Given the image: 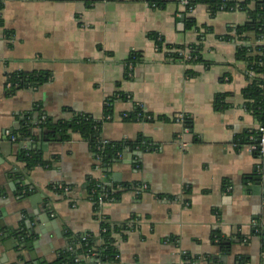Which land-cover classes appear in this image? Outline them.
<instances>
[{
  "label": "crops",
  "instance_id": "obj_1",
  "mask_svg": "<svg viewBox=\"0 0 264 264\" xmlns=\"http://www.w3.org/2000/svg\"><path fill=\"white\" fill-rule=\"evenodd\" d=\"M164 1L158 9L148 0H0V264H50L72 238L98 236L107 219L121 228L114 264H183L184 257L192 264H264L260 160L251 145L236 144L261 123L245 108L250 78L237 59L239 44L225 40L248 15L211 17L205 6L191 15L179 0ZM189 19L197 28H188ZM153 34L182 51L201 45V60L173 59L178 52L157 49ZM133 54L141 58L135 66ZM34 72L50 80L10 95L9 75ZM119 93L126 99L119 97L106 119ZM218 96L228 108L216 110ZM138 105L152 119L126 121ZM34 108L61 122L90 115L104 121L105 141L144 137L152 149L128 151L103 169L72 134L49 142L46 166L28 172L11 135ZM180 116L191 123L189 133ZM33 134V143H44L42 131ZM93 181L117 187L120 200L96 208ZM17 231L28 235L21 241Z\"/></svg>",
  "mask_w": 264,
  "mask_h": 264
},
{
  "label": "trees",
  "instance_id": "obj_2",
  "mask_svg": "<svg viewBox=\"0 0 264 264\" xmlns=\"http://www.w3.org/2000/svg\"><path fill=\"white\" fill-rule=\"evenodd\" d=\"M151 7L164 9L168 2L164 0H148ZM182 0H179V4ZM198 6H205L211 17H215L220 12L240 11L248 15V21L236 27H232L225 40L237 42V59L240 62L246 63L248 71L254 74L253 79H249L248 87L243 91V98L245 100V108L261 123L264 127V0H191L189 5L185 8L186 13H191ZM3 11V4L0 2V15ZM0 26L2 20L0 18ZM188 28H197V23L193 19L188 20ZM150 38L155 42L157 49L160 51L168 50L178 51L180 47L167 46L165 41L158 35L153 34ZM201 43V42H200ZM201 45L190 46L192 62H199L201 60ZM170 57L177 61L183 60L179 53H171ZM140 56L133 54L130 57L129 63L133 66L140 61ZM50 80L48 75L42 73H14L8 76L7 85L10 86V95L19 90H37L42 85ZM120 95V96H119ZM126 99L123 94H117L107 108L105 117L110 118L113 114V106L117 99ZM215 108L218 111L226 109L229 105L226 103V98L218 96L214 102ZM140 114L142 115L140 117ZM145 113L140 109H136L133 113L125 116V120L129 122L146 121L144 119ZM46 117L38 108L26 113L22 117V125L18 132L13 133L11 137L16 138L15 144L20 148L17 154V161L25 164L28 172L36 168L46 166L48 163L44 160L43 150L27 147L24 145L35 141L34 130L42 131L44 142H66L70 139L72 134H79L91 147L96 154L97 160L100 162L101 168L106 169L120 159L119 155H124L128 151L147 152L152 149V144L144 137H140L135 142L109 143L102 150L99 148L103 146V124L104 121H99L90 115L79 114L73 117L71 121H54ZM188 126L191 123L188 121ZM261 138V134L256 131L249 135L239 136L236 138V144L243 145H257ZM254 156L258 158L259 153L254 152ZM90 200L99 208L98 202L100 197L106 198V201L114 200L118 202L121 197V192L117 187L105 186L101 182L93 181L89 188ZM62 193V192H61ZM121 228H116L109 220L101 223L100 234L98 236L91 235L86 239L70 240L69 246L58 258L50 264H87L89 260L95 259L101 264H114L118 262L119 250L117 247L116 235L120 233ZM16 237L23 241L28 233L14 232ZM218 243L224 247V238L219 233L215 234ZM23 239V240H22ZM245 240V239H244ZM243 240V242H244ZM192 260L184 257L183 264H192Z\"/></svg>",
  "mask_w": 264,
  "mask_h": 264
},
{
  "label": "built area",
  "instance_id": "obj_3",
  "mask_svg": "<svg viewBox=\"0 0 264 264\" xmlns=\"http://www.w3.org/2000/svg\"><path fill=\"white\" fill-rule=\"evenodd\" d=\"M190 1H191V0H182V3H181V4L186 8V7L189 5ZM192 12H193V11H192ZM192 12H191V14H192ZM175 52H178V53L180 54V56L185 57V59H187V60H190V61L192 60V58H191V50H190V49H189V50L186 49V50H184V51H182V50L180 49V50L175 51ZM185 59L183 58V61L187 62ZM248 74H249V78H250V79H253V78H254V74H253L252 72L248 71ZM7 86H8V85H7ZM9 87H10V86H8V88H9ZM136 109H140V110L144 113L142 106H139V105H138V106H136ZM141 116H142V115L140 114V117H141ZM46 118H47V117H43L42 120L45 121ZM106 119H108V118H106ZM144 119H145V120H151L152 117L147 116V115H144ZM178 122L184 125V132H185V133H189V132H190V128H189V126H188V124H187V123H188V119H187V117H185V116H180V117H178ZM258 132L261 134V138H260L258 144H257V145H251L250 149H251V151H252L253 153H254V152H258V153H259L258 158H259V160H260V173L262 174V176H263V178H264V127H260V129L258 130ZM11 139H12L13 142L16 141V138H14V137H11ZM109 143H110V142L105 141V140L103 139V142H102L103 146L99 148V151L102 150V149H103L105 146H107ZM182 145H183V149H184V150H186V149L188 148V146H189L187 142H183ZM119 157H122V155H119ZM138 189H139V190H138ZM140 189H141V188H137L138 191H140ZM106 198H108V196H106ZM106 198H105V199H106ZM105 199H104L103 196L99 198L98 206H99L100 208H102L103 205H106V204H109V203H113V202H114L113 199L110 200V201H106ZM93 204L96 205L95 203H93ZM102 222H103V220H102Z\"/></svg>",
  "mask_w": 264,
  "mask_h": 264
},
{
  "label": "water",
  "instance_id": "obj_4",
  "mask_svg": "<svg viewBox=\"0 0 264 264\" xmlns=\"http://www.w3.org/2000/svg\"><path fill=\"white\" fill-rule=\"evenodd\" d=\"M27 145H28L29 149H31V148L39 149V150L42 149L44 151L49 146V142H44V143H33V142H30ZM38 196L40 197V195H38ZM11 199H12V202L17 205L18 201H17V199H16V197L14 195L11 197ZM1 240L2 239H0V241ZM89 262H90V264H100V261L95 260V259H92Z\"/></svg>",
  "mask_w": 264,
  "mask_h": 264
}]
</instances>
